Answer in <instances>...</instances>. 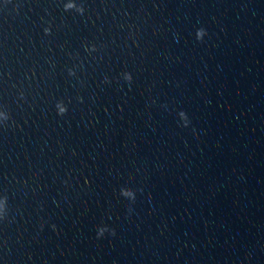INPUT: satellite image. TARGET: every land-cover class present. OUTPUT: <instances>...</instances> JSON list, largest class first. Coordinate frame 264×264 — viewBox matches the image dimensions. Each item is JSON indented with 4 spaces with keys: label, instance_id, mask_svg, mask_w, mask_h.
<instances>
[{
    "label": "clouds",
    "instance_id": "clouds-1",
    "mask_svg": "<svg viewBox=\"0 0 264 264\" xmlns=\"http://www.w3.org/2000/svg\"><path fill=\"white\" fill-rule=\"evenodd\" d=\"M65 9L68 10L67 8H65ZM77 11L80 12V13L82 14V13H83V7H82V6L78 7V8H77ZM46 31H47V30H46ZM206 34H207V33H206V30H205V29H203V28L197 29V31H196V39H197V40H203V38H204V36H205ZM70 74H72L71 71H70ZM124 79H125L126 81H128V82H131V80H132V76H131V74H130V73H125V74H124ZM57 108H58V113H59V114H64V113L67 111V108H66V106H64V104H63L62 101L59 102V103L57 104ZM180 116L184 119V121H185V126H186V125H187V118H186L185 114H184L183 112H181V113H180ZM7 119H8V117H7ZM7 119H6V120H7ZM129 193H131V195H128ZM120 194H121L123 197H125V198H127V199H129V200H132V201L135 200L136 193H135V191H134L133 189H130V188H122ZM6 199H7V198H6ZM106 231H109V229H108L106 226H101V227H99V228H98V231H97V236H98V238H99L100 236H103V234H104ZM112 234H113V235L115 234L114 230H112Z\"/></svg>",
    "mask_w": 264,
    "mask_h": 264
}]
</instances>
